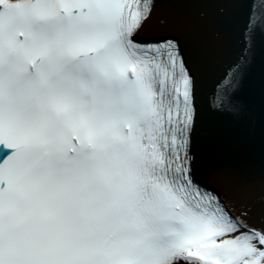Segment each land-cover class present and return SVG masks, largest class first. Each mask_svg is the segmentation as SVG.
<instances>
[{
  "label": "snow or ice",
  "instance_id": "1",
  "mask_svg": "<svg viewBox=\"0 0 264 264\" xmlns=\"http://www.w3.org/2000/svg\"><path fill=\"white\" fill-rule=\"evenodd\" d=\"M248 9L202 90L191 13ZM264 0H0V264H264V179L204 168Z\"/></svg>",
  "mask_w": 264,
  "mask_h": 264
},
{
  "label": "water",
  "instance_id": "2",
  "mask_svg": "<svg viewBox=\"0 0 264 264\" xmlns=\"http://www.w3.org/2000/svg\"><path fill=\"white\" fill-rule=\"evenodd\" d=\"M247 11L244 3L223 15L211 8L192 11V59L204 92L211 90L239 55ZM238 99L239 116L205 119L196 150L204 168L227 166L242 182L259 184L264 179V35L257 37L255 62Z\"/></svg>",
  "mask_w": 264,
  "mask_h": 264
}]
</instances>
